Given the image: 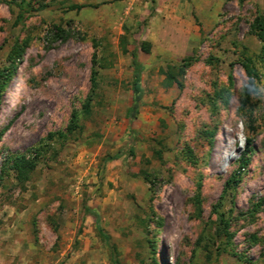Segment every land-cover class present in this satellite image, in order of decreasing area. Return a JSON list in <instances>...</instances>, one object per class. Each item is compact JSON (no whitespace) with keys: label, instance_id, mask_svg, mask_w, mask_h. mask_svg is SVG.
<instances>
[{"label":"rangeland","instance_id":"1","mask_svg":"<svg viewBox=\"0 0 264 264\" xmlns=\"http://www.w3.org/2000/svg\"><path fill=\"white\" fill-rule=\"evenodd\" d=\"M263 6L0 0V69L21 49L0 92V264H264V56L249 31ZM245 58L258 77L243 105ZM34 148L18 182L8 159Z\"/></svg>","mask_w":264,"mask_h":264},{"label":"trees","instance_id":"2","mask_svg":"<svg viewBox=\"0 0 264 264\" xmlns=\"http://www.w3.org/2000/svg\"><path fill=\"white\" fill-rule=\"evenodd\" d=\"M82 6H72L70 9L79 10ZM53 29L55 32H57L56 35H62L63 30L59 29L56 26H53ZM249 31L250 33L255 37V39L260 43V54L261 57L264 56V6L261 11L256 12L254 15L250 25H249ZM149 44L143 42L140 44L139 49L143 52L148 51ZM21 49L18 47H14L10 50V53L7 57L9 64L7 66H4L0 69V92L4 88L6 82L8 81L11 72H12V64L14 63L15 59L20 56ZM131 60H132V78L130 81V92H131V104L126 112V119L130 123L131 120L137 115L138 107L141 105V88H140V74L142 71V66L137 62L136 59V51L133 50L131 52ZM187 61V60H186ZM185 61V62H186ZM96 66L95 62H92L93 69L90 72V93H92V90L94 88V78L96 76V72L94 70V67ZM242 70L244 72V75L246 77V87L244 89L243 93V105H246L247 102L250 100V95L256 93V88L254 85V82L257 81V73L255 71V68L253 67L250 58L243 59L242 63ZM176 72L178 75L182 74V68L178 67L176 69ZM167 80L173 79V75L170 73H166ZM177 84V82H176ZM88 102L89 98L86 99L84 105H83V111L88 112ZM73 127V126H72ZM68 131H70V128H68ZM53 134H47L46 139H52ZM58 138H63V134H56ZM39 150L37 148H34L33 150L29 151L28 156L25 155H15L8 159L10 169L14 172L15 179L18 182H24L31 171L35 167L36 157L38 155ZM129 155H132L131 152H128ZM118 157V154L116 156H113L110 159H116ZM145 181H146V174ZM87 214L93 215V213L89 210L84 211ZM217 223L215 232L216 235L218 232H221L222 234H225L228 238V235L226 234V229L228 227V219L226 218L225 214L223 212H217ZM151 264H155L154 260H151Z\"/></svg>","mask_w":264,"mask_h":264}]
</instances>
